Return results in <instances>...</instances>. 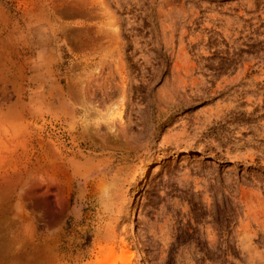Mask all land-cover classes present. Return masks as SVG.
<instances>
[{
  "label": "rangeland",
  "instance_id": "rangeland-1",
  "mask_svg": "<svg viewBox=\"0 0 264 264\" xmlns=\"http://www.w3.org/2000/svg\"><path fill=\"white\" fill-rule=\"evenodd\" d=\"M3 29L0 255L264 264V0H0Z\"/></svg>",
  "mask_w": 264,
  "mask_h": 264
},
{
  "label": "bare ground",
  "instance_id": "bare-ground-1",
  "mask_svg": "<svg viewBox=\"0 0 264 264\" xmlns=\"http://www.w3.org/2000/svg\"><path fill=\"white\" fill-rule=\"evenodd\" d=\"M4 32V29L3 30H0V35L2 34ZM7 36V35H6ZM1 37V36H0ZM8 37V36H7ZM6 38V37H5ZM5 38H3V39H0V83H2V82H4V79H5V76H6V73H7V57H6V45L7 44H5L6 43V39ZM8 39V38H7ZM11 43V42H10ZM7 47H8V45H7ZM4 141H2L1 143H0V156L1 157H4L5 155V152H4V150H5V148H4V143H3ZM4 168H5V166H4ZM149 176V175H148ZM6 178V177H5ZM1 179L2 180H4V183H5V179H4V177L2 178L1 177ZM142 180V179H141ZM0 183H3V181L1 182L0 181ZM8 183V182H7ZM16 184V183H15ZM17 185V184H16ZM0 187H2L1 185H0ZM6 187V185H4V187L3 188H5ZM52 187H54V186H51L50 187V191H52ZM2 188V189H3ZM1 189V190H2ZM54 189V188H53ZM22 190V189H21ZM23 190H24V188H23ZM28 190V189H27ZM47 191V190H46ZM5 192V191H4ZM24 192V191H23ZM20 193V192H19ZM8 194H9V192H8ZM7 194V195H8ZM21 194V193H20ZM22 196V195H21ZM50 197V196H49ZM48 198V197H47ZM41 205L47 210V213L46 214H48V215H46V220L47 219H49L50 221H48V222H53V220L56 218L55 216L57 215V206L54 204V201L52 200V199H47L46 201L44 200V201H42V203H41ZM4 209V208H3ZM2 213V212H1ZM46 221V222H47ZM7 248V247H6ZM5 253V252H4ZM4 253H2V255H0V264H7V263H9V262H11V263H13V264H18V263H24V262H26L28 259H24V258H21V257H10L9 255H7V254H4ZM8 253V252H7ZM105 257V256H104ZM26 260V261H25ZM29 260H31V259H29ZM104 260V259H103ZM28 262V261H27ZM10 264V263H9Z\"/></svg>",
  "mask_w": 264,
  "mask_h": 264
}]
</instances>
